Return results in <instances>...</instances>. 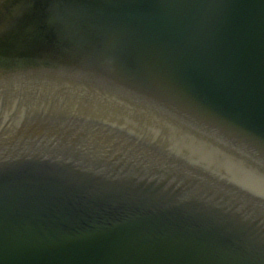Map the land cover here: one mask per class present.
<instances>
[{"label":"water","instance_id":"obj_1","mask_svg":"<svg viewBox=\"0 0 264 264\" xmlns=\"http://www.w3.org/2000/svg\"><path fill=\"white\" fill-rule=\"evenodd\" d=\"M0 264H264V0H0Z\"/></svg>","mask_w":264,"mask_h":264},{"label":"clouds","instance_id":"obj_2","mask_svg":"<svg viewBox=\"0 0 264 264\" xmlns=\"http://www.w3.org/2000/svg\"><path fill=\"white\" fill-rule=\"evenodd\" d=\"M5 3H6V0H5Z\"/></svg>","mask_w":264,"mask_h":264}]
</instances>
